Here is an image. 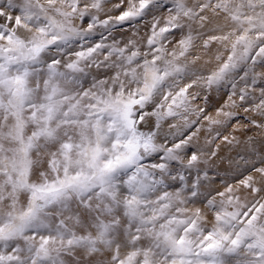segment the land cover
<instances>
[{
  "label": "snow or ice",
  "instance_id": "snow-or-ice-1",
  "mask_svg": "<svg viewBox=\"0 0 264 264\" xmlns=\"http://www.w3.org/2000/svg\"><path fill=\"white\" fill-rule=\"evenodd\" d=\"M257 69L264 0H0V264H264V143L209 176Z\"/></svg>",
  "mask_w": 264,
  "mask_h": 264
},
{
  "label": "bare ground",
  "instance_id": "bare-ground-1",
  "mask_svg": "<svg viewBox=\"0 0 264 264\" xmlns=\"http://www.w3.org/2000/svg\"><path fill=\"white\" fill-rule=\"evenodd\" d=\"M113 1L116 2V0H113ZM107 8H111V6H109ZM112 14L118 15L119 13L114 12ZM150 22H151V18L149 17L145 21H142L140 23L139 27H140V34L141 35H144L145 33L148 32ZM85 26H86V24H85ZM113 35L116 36V38L118 40H122V41L127 40L128 38H135V37H133V32H132L131 28H129L127 26L123 29L117 30L116 32L113 33ZM97 39H99V36H97ZM215 48H216V45H215L213 50H215ZM199 54H201L203 56V59L197 63V67L203 68L205 70L210 69L213 65H211V64L205 65L204 60H208L210 58L211 54L205 55L202 52H200ZM208 96H210V98H211V103L213 105L212 107L214 109L221 108L223 106V104L225 103V100H226V96L224 95V91L221 89L219 92H217L215 90L212 91L210 94H208ZM234 111H237L238 116H239V114H245L246 116H249L251 118L250 120H255L257 123H260L261 120H264V118L260 117L258 114H256V116L253 117V119H252V116H250L251 114L249 112L245 113L242 109H237ZM236 119H233L227 127L221 128L220 131L222 133V136L223 135H230V137H231V135L236 136L237 139L240 141V144L226 145L223 143L222 138H221V139H218L215 144L209 146L210 148L215 149L216 145H220V151L218 153V158H213V161L210 162L209 176L215 181V187L221 191L223 190V187L218 182L219 179H221V181H223L225 183H230L234 187H236L238 180L240 178H242V177L238 176L234 170H232V168L230 166V160L233 157H236L237 152L242 151L244 142L249 137H251L257 143V146H259L261 143H264V131H263V136H262L263 138H260L261 136H256L252 133H247V132H245L243 126L241 127V125H238L236 123ZM237 129H239V130H237ZM206 136H207V133L205 131H202L200 133L199 144H201V145L204 144V140H205ZM205 150L207 151L208 149H205ZM241 170L243 171V168ZM218 174L221 177H217ZM245 174H247V173H245ZM241 194L247 195V193L243 192V190L241 191ZM262 195H264V193H262Z\"/></svg>",
  "mask_w": 264,
  "mask_h": 264
},
{
  "label": "rangeland",
  "instance_id": "rangeland-1",
  "mask_svg": "<svg viewBox=\"0 0 264 264\" xmlns=\"http://www.w3.org/2000/svg\"><path fill=\"white\" fill-rule=\"evenodd\" d=\"M114 2V1H113ZM115 3V2H114ZM109 6H111V4H109V5H107V7H109ZM214 47H215V45H213V49H214ZM194 54H197V53H194ZM262 70H264V69H257V71H262ZM221 90H223L224 91V95L226 96V100H227V98H228V95L230 94V89L229 88H221ZM205 95V93H202L201 94V98H200V100H199V104H200V106L201 107H205L206 108V110H207V112L209 113V114H211V115H213V116H215V113H216V109H214L212 106V103H211V98H210V96H208V99H207V102L205 103V101H204V98H203V96ZM208 95V94H207ZM254 95H256L257 97L259 96V84L256 86V91L254 92ZM225 100V101H226ZM257 103L259 102L258 101V99H257V101H256ZM225 104V103H224ZM223 104V105H224ZM251 103H248V104H246L245 105V107H249V108H251ZM240 109H242V108H240ZM234 110H237V109H234ZM243 110V109H242ZM251 115L250 116H252V119H253V117H255L256 116V114L257 113H255V112H252V111H250L249 112ZM222 118V117H221ZM250 117L249 116H246L245 114H239V116L237 117V119H236V123L238 124V125H242L243 126V128H244V130H245V132H247V133H252V134H254V135H256V136H261L260 138H263L262 136H263V131H264V128H257V127H255V125H253V124H251L249 121H250ZM260 123H264V120H261V122ZM217 177H221V176H219V174L217 175ZM219 183H220V185L224 188V185H225V182H223V181H221V179H219V181H218Z\"/></svg>",
  "mask_w": 264,
  "mask_h": 264
}]
</instances>
